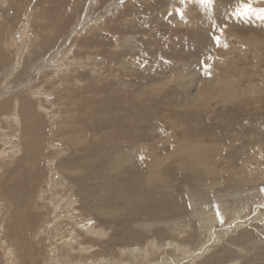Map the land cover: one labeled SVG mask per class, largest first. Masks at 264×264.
<instances>
[{
    "label": "bare ground",
    "instance_id": "bare-ground-1",
    "mask_svg": "<svg viewBox=\"0 0 264 264\" xmlns=\"http://www.w3.org/2000/svg\"><path fill=\"white\" fill-rule=\"evenodd\" d=\"M2 3L4 5L6 1L3 0ZM129 3H134V0H129ZM175 3L177 4L174 5ZM250 5L252 11L245 13V7ZM164 6L156 14L154 11L151 12L152 7L147 8L148 11L144 15H138L133 6H128L126 9L127 17L125 16L123 21L119 19L120 16L117 19H110L109 26L98 27L97 25V28L87 31L85 37L82 36L84 34L82 32V38L80 36L81 39L78 41L79 49L83 51L81 55L84 54L85 57L86 54V57L94 62L98 57L102 60L105 58L107 65L105 64L106 67L102 71L98 69L96 71L85 70L86 72L82 73L79 72L80 70L70 71L68 80H65L67 85L64 90L62 88L64 92L61 93L60 91V94L55 96L56 100L65 105V109L60 111L62 115L60 120H51L53 131L58 132L64 140L69 142H73L74 138L77 141L87 140L78 149L80 156H86L87 161H74L72 177L77 178L81 185H89L86 193L88 200L83 199L82 203L76 205L80 206L78 208H81L83 217L84 215L90 217L91 221L94 220L92 218L94 216L96 219H102L105 222L116 221L124 226V228L119 229L120 237H112L109 241L105 239L107 237L106 231L102 226L100 228V225L96 228L88 227V234L86 233V235L93 238L85 239L83 237L85 240L81 244L77 243L80 239L76 238L78 241H74L75 238L74 240L70 238L72 241L69 243L66 241L69 251L65 252L73 260L88 258V254L91 253L90 249L93 247L100 249L96 250L100 252L107 250L109 253L111 252V256L124 260L126 259L125 256L130 258L133 255L136 256L137 251L141 249H147L145 256H150L159 250H163L161 249L162 245L173 247L174 251H183L181 242L175 241L173 236L157 229L163 226L168 232L173 231L171 227H173L174 222L183 221L187 217L194 219V215L199 212V207L200 210L203 207L220 213V204L227 198V194L246 190L264 181V130L252 126H257V122L263 119L264 114V94L260 90L264 84V59L261 56L264 49V33H261V28L264 25V0H213V3L208 5L202 4L200 0H172L166 1ZM184 7L187 9L186 11ZM109 13L111 12L109 11ZM219 17L228 23H226L227 26L222 27L220 22L215 25L210 24ZM47 18L46 13L37 17L36 26L41 41H39L40 44L36 43L39 46L37 50L34 52L32 49L31 52L29 50L27 57L24 58V47L13 50L15 42L12 41L11 37H14L15 34L11 32L14 29H9L10 26L12 28L15 25L20 26V19L16 16L15 11L14 13L11 12L9 17L0 14V67L10 62L13 63L12 69L5 67V74L1 75L3 78L0 84L1 92H3L2 89H11L9 91L11 93L14 89L9 84L10 72H17L20 75L17 77L14 73V80L19 78L20 81L23 80V83L25 81L27 83L31 76H37L44 68L42 64H38L39 62L33 63L34 65L28 64V62H35L42 55L51 51L56 45L57 37L65 29L64 26L66 27L69 23L64 12L54 13L52 19L48 18L47 20ZM47 21H51V23H47ZM21 35V39L25 41V36H28L26 27L21 30ZM128 35H133L134 39L137 37L142 39L141 42L144 46V49L141 47L143 49L142 55L131 54L128 50L118 52V45L123 42L126 44L129 39L125 37ZM170 38L177 39L174 45L171 42L168 43L167 40ZM9 40L14 43L11 45ZM222 40L225 41L227 47L222 46ZM69 41L71 42V40ZM103 41L108 42L104 44ZM26 45L24 46L26 47ZM36 45L33 47L34 50ZM138 50L141 53L140 49ZM63 53L61 57L66 54ZM220 53L227 58L223 65L215 60V57ZM8 54H10L9 58L5 59ZM81 55H79L80 58ZM51 60L49 59L50 63L55 65L56 62ZM57 62L60 63V61ZM26 63L27 66H30L28 70L35 66L34 70L25 71ZM37 64L40 67H37ZM208 64L215 65V67L209 70L206 68ZM24 65L25 67H23ZM221 67L224 68L223 71H220ZM37 69L39 70L37 71ZM2 70L1 72H3ZM42 71L44 72L41 74V78L45 77L47 75L45 73L48 72ZM57 80H59L58 77ZM60 82L62 81L60 80ZM12 84L14 85V83ZM25 86L23 85L22 89H19L23 93L14 94L10 102L7 101L2 104V109H5L11 103V110L14 112L18 110L20 113L22 123L15 125L22 129L24 139L22 158L19 159L14 168L15 174L17 171L21 175H19V179L13 182L6 179L4 197H6L7 204L4 206L9 212V215H6L9 219L6 231L10 234V238L12 240L16 238L23 243L27 256L34 259V262L29 264H38L36 262L39 258L37 247L40 245L32 242L33 239L29 236L37 226L36 222L39 215L31 214L29 210L33 196L38 190L42 168L36 155L29 149L30 144L36 145V149L40 148L43 145L44 135L46 133L52 135L54 132L51 133L50 125L45 123V118H51L47 115L49 112L41 104L38 107L40 113L29 108L33 104V100L38 101L39 99H37L36 92L33 93V88L28 89ZM27 89L30 91L28 92ZM26 90L27 92L24 93ZM48 96H50L49 93ZM50 99L53 100V98ZM66 103H69L73 109L67 107ZM50 116L54 119L57 117L53 113ZM87 126L93 134H87L85 131ZM254 128L256 129L255 133L253 132ZM81 134H83L82 137H75L76 135L81 136ZM145 140L150 142H144ZM59 183L66 185L72 182L71 180L67 181L65 176H60ZM70 186L74 187L73 183ZM177 189L190 192L191 213L187 212L189 205L187 206L186 203L188 202L186 201L188 199L185 197L183 199L178 194ZM254 191H258V189L255 188L251 192ZM243 196L241 195V197ZM56 197L58 198L57 195ZM66 202L64 205L67 210L72 209L71 199ZM259 204L264 205V202ZM90 207L93 211L98 210L94 212L93 216L90 215ZM231 207L229 205L227 208ZM251 208H248L249 211L252 210ZM240 209H243V206ZM229 210L230 213L239 215L234 213L233 207L232 211ZM237 210L239 211V209ZM232 214L231 216H233ZM78 215L80 216V214ZM205 215L206 213L200 215L203 218V227L209 228L218 221L213 218L211 223L209 216L205 218ZM67 218L69 223L76 224L75 221L77 220L74 221L76 217L73 218L72 213ZM80 219L83 220L82 217ZM174 219L175 221H173ZM55 221H57L56 218ZM238 223L241 222L238 221ZM41 231L44 234L46 230ZM142 231L149 234H146L149 237L153 236L154 241H148L147 245H142L143 248H135L139 244H144L143 242L147 239ZM247 231L244 233L247 234ZM204 234L203 232H192L185 238L184 242L196 244L200 242V238ZM262 234L264 235V232ZM247 235H243L245 238L239 237L236 243L245 242ZM32 236L34 237V235ZM181 237H184V234ZM172 240L179 244L173 243ZM85 244L88 245L89 249L83 247ZM241 245L245 246V244ZM126 247L127 250H125ZM72 254L77 257H73ZM157 257L160 258V255ZM56 259L58 260V258ZM125 261L127 262V260ZM166 262L168 264L169 261Z\"/></svg>",
    "mask_w": 264,
    "mask_h": 264
},
{
    "label": "rangeland",
    "instance_id": "rangeland-1",
    "mask_svg": "<svg viewBox=\"0 0 264 264\" xmlns=\"http://www.w3.org/2000/svg\"><path fill=\"white\" fill-rule=\"evenodd\" d=\"M5 1H6V4L3 5V3H2L3 0H0V14L5 16V17H7V16L9 17L11 12L14 13V11H15L16 16L18 17V19H20L19 23L21 24L20 26L15 25L14 28H12V26H10L11 28L9 27V29H11V30L14 29L11 32H12V34H15V35H14V37H11V39L15 43L12 42L11 40H9V42L11 45L13 43L15 44V48L13 49L14 51L16 48L22 49V47H24V49H23V51L25 53L24 58L27 57V52L29 50H30V52H31V49L33 52L36 51L37 48L39 47L36 45V43L40 44L39 41H41V37L38 33V29L36 26L37 17L44 15V13H46V16H48L49 19H52L54 17V13L64 12L66 17L68 18L67 21L69 22L66 27L64 26L65 29H63L61 34L57 37V42L55 43L56 44L55 47L53 46L54 48L51 51L45 53L46 55L50 54L49 56L48 55L46 56L44 54L45 56L42 55L41 58L36 60L35 62L34 61L28 62V64H33V63L35 64L38 62H39L38 64H40V65L42 64V66L44 68L41 69L39 74L37 76L34 75V77L31 76L30 80H29V78H27L29 80V82H27L28 83L27 84L25 80H24L25 83H23L22 82L23 80L20 81L19 78L14 80V77L15 76L18 77L19 74H17V72H13V73L10 72V76L8 77L9 78V84L12 85V87L14 89L11 91V93H9V91L11 89H8V90L2 89L3 92L0 91V94H1V96H0V152H1L0 153V178H1L0 188L4 187V188L0 189V218H1L0 219L1 220L0 221V264H29L30 262H34L33 257H31V258L28 257L27 253L25 252V250L23 248V243L16 238L12 240L10 238V234H8V232L6 231L7 230L6 229L7 221L9 220V219H7L6 215H9V212L6 211L7 207L4 206V204H7L6 197H4L5 185H7V181L13 182L16 179H19V175H21V174H18L17 171L15 174L14 168L16 167V163L19 161V159L22 158L24 139H23L22 129L20 127L19 128L16 127V125H18V124L20 125V123H22L20 113H18V110H16L15 112L13 110H11V107H12L11 103H9L5 109H2V104H4V102H7V101L10 102L11 99L14 97V94L23 93V91L19 90V89H22L23 85H26L28 87V89L33 88L34 89L33 93L36 92L35 94H37V96H38L37 99H39V100L38 101L33 100L32 101L33 104L30 105L29 108L30 109L32 108V110H34V111L36 110V113H40L38 111L39 110L38 107H39V104H41V106L49 112V114H47V115L51 119L45 118V123L46 124L48 123L51 127V125H52L51 120H55V121L60 120L62 117V115L60 114V111L65 109V105L62 102H59L58 100H56L55 96L60 94L59 93L60 91H61V93L64 92L63 91L64 87L67 85V83H65V82L68 80L70 73L72 71H79V70H80L79 72L82 73V72H86L87 70L89 71L90 69L95 70V71L98 69V70L102 71L107 65L105 58H103V60H102V58L98 57L97 59H95L96 62H94L93 60L90 61V58L86 57V54H85V57H84V54L81 55L83 53V51L81 49H79V45H78L79 42L78 41L82 38V36L85 37L84 35H86L92 28H97V25H98V27L109 26L110 19L111 20L117 19L121 16L122 18L120 17L119 19L121 21H123L124 18L127 17L126 9L128 6H133L135 8L136 12L138 13V15H144L145 13H147L146 11H148L147 8H150V7H152L151 12L154 11V13L156 14L157 11H159V9H161V8L163 9L165 7L164 5H165L166 1H172V0H164V1L163 0L162 1L161 0H159V1L158 0H147V1L146 0H134V3H131L132 5L129 3V0H110V1L109 0H29V1L28 0H26V1L25 0H5ZM124 1H126V2H124ZM148 1H150V2H148ZM107 2H108V4H107ZM135 2H137V3L135 4ZM154 2H156V3H154ZM113 4H115L116 6ZM127 4H128V6H127ZM176 4L177 3H175L174 5H176ZM18 5H21V6L19 7ZM135 5L137 6V8ZM161 6H163V7H161ZM114 7L116 8V10ZM250 7H251V5H250ZM26 10H27V12H26ZM186 10L187 9L185 8V11ZM109 11L111 13H109ZM27 15H29V16H27ZM97 15H98V17H97ZM48 18H47V20H48ZM222 19H223L222 17H219L217 20H213L210 24L215 25L216 23L220 22L222 24V27L227 26L228 23L225 20L223 21ZM218 20H220V21H218ZM102 21H105V22H102ZM47 23H51V21H47ZM102 23H103V25H102ZM45 25H47V24L45 23ZM25 27H26V32H27L28 36L27 37L25 36V41H24L21 39V36H22L21 30ZM261 29H262L261 33H264V25L262 26ZM70 31H71V33H70ZM82 32L84 34H82ZM166 32H167V30H166ZM12 34H11V36H13ZM81 34H82V36H81ZM80 36H81V38H80ZM125 38H128L129 40L127 39L128 41L126 42V44H124L125 42H123L120 45H118V48H117L118 52L120 50H122V51L128 50V51H130L131 54H137V55L143 54V49H144L143 47L144 46L141 42L142 39H139L138 37L136 39H134L133 35H130V36L128 35ZM174 38L168 39L167 40L168 43L171 42V44L174 45L175 41L177 40ZM69 40H71V42ZM35 41H37V42H35ZM121 41H123V39H121ZM107 42L108 41H103L104 44H106ZM129 42H131V43L129 44ZM25 44H27L26 47L24 46ZM110 44H112V43H110ZM225 44H226L225 41L222 40V46L227 47ZM35 45L37 47H35V50H34L33 47ZM123 45L128 46L129 49H126L128 47L123 46ZM57 46H59V47H57ZM8 47H9V45H8ZM74 47H76V48H74ZM59 48H61L60 51H59ZM112 48H113V46L111 47V49ZM8 49H10V48H8ZM138 49H140L141 53H139ZM13 50H11V51H13ZM63 51H65L66 54L63 53ZM52 52H54V53H52ZM67 52H68V54H67ZM262 52L263 53L261 56L264 59V49L262 50ZM12 53H15V52H12ZM62 53L65 54L63 57H61ZM54 54H55L56 58L53 57ZM69 54H71L72 56ZM74 54H75L76 59L79 58L80 60L79 59L76 60L75 57H73ZM79 55H81L82 57L80 58ZM9 56H10V54L6 55L5 59H8ZM51 56H52V58H51ZM71 58L73 59V61ZM88 58H89V62L87 61ZM41 59H42V61H41ZM49 59H52L51 60L52 62H56L55 63L56 66L54 65V63H50ZM83 59H84V61H83ZM78 60L80 63L78 62ZM215 60H217L218 63H222V65H223L224 61L227 60V58L224 54L220 53L215 57ZM57 61H60V63ZM90 62H91V64H89ZM4 63H3V65H4ZM38 64L36 66L40 67V65H38ZM78 64L82 65L83 67H85L87 69L83 68L80 65H79L80 66V68H79ZM89 65L90 66L93 65V66H91L92 68ZM12 66H13V63L10 62L9 64L0 67V84H1V81L3 80L1 75L5 74L4 68L6 67V69H10V68L12 69ZM76 66H78V67H76ZM23 67H25V65ZM213 67H215V65L208 64L206 68L210 70ZM2 68H3V70H2ZM29 68H30V66H27V63H26L25 71H31V70L33 71L35 66L34 67L32 66V69L28 70ZM19 69H22V68H19ZM1 70L3 72H1ZM38 70L39 69H37V71ZM42 70H45L46 72L47 71L48 72L45 73V74H47L45 77L41 78L40 76H42L41 74L44 72ZM223 70H224V68L221 67L220 71H223ZM228 71L230 72V70H228ZM14 73H15V76H13ZM66 76H68V77L66 78ZM19 77H20V75H19ZM57 77L59 80H57ZM60 80L63 83L60 82ZM12 83H14V85ZM61 84H63L64 86L63 85L61 86ZM18 85H19V87H18ZM74 86H76V85L74 84ZM62 88H63V90H62ZM27 90L24 91V93H26ZM260 90L264 94V84L262 85V87H260ZM29 91L30 90H28V92ZM48 93L50 96L51 95L52 96L51 97L48 96ZM160 93H162V92H160ZM2 96L6 97V98H3ZM50 98H53V100ZM66 106L73 109V107L69 103H66ZM260 107L263 108L262 106H260ZM16 109H19V108L16 107ZM11 111L14 112V115H13V112H11ZM52 113L57 115V117L55 119L52 116H50ZM252 126L256 127V129L258 128V129L264 130V114H263V119L261 121L257 122V126H255V125H252ZM52 128L53 127H51V130H52L51 133H53V132L54 133L52 135L51 134L48 135L47 133L44 135L43 141H42L43 145L40 148L36 149V145L34 146V145L30 144V149H29L32 153H34L36 155V157H37V159L41 165V168H42V173H41V178L39 180L38 190L35 193V195L33 196V199H32L33 202L31 204V207L29 210V212L31 214H38L39 215V219H37V222H36L38 228L36 229V227H37L36 226L35 229L32 230L31 235L29 236V238L33 239L32 242H35L38 245H40V247L39 246L37 247V249H38L37 253H38V256L40 258V259L38 258L36 260V262L38 264H45V263L50 264L51 262H52L51 264H55V263L59 264V262H60V264H63V263L64 264H95V263L96 264H106V263L107 264H110V263L111 264L112 263L113 264H144L145 261H146V264H159V263L160 264L161 263L167 264L166 261H169L168 264H264V235L262 234L264 232L263 231L264 230V224H263L264 223V220H263L264 205L259 204V203L262 204L264 202V181L260 184H257V185L255 184L256 186L254 185L250 188H247L246 189L247 191L243 190V191H239L237 193L232 192L231 194H227L226 197L230 198V199H227L225 197L226 199H224L223 203L221 202L220 207H219L220 213H217V211H213V209L209 210V208H203V207H201V210H200V207H199L198 208L199 212L197 214L194 213L195 215L193 214L195 216V217L193 216L194 219L187 217L183 221L179 220V221L174 222L173 227H171V229L173 231L168 232L166 227H163V226L159 227L157 229V230H162L163 232H166L168 235L173 236L172 238L173 239L175 238V241L181 242L182 243L181 245L183 246V251H177V250L174 251L173 247H168V246L166 247V245H164V246L162 245L161 249H163V250H159L160 252L158 251V252H155L154 254H152L150 256H145L147 249H145V250L141 249V250L137 251L139 254L136 253V256L133 255L132 258L125 256L124 258H126L125 259V260H127V262H126L123 258L120 259V258H117L115 256H111V252L109 253L107 250L106 251L101 250V252H100V251H96V250H100V249H98L97 247H93L90 249V252L92 254L89 253L91 255L88 254V256H89L88 258H85V259L76 258L77 256H75V254H72L73 257L76 258L73 260L72 257H69L65 252V251H69V247H67V245L70 241H72V240H70V238H72L73 240L75 238L74 241H76L77 239L78 240L80 239L79 241L77 240L78 241L77 243L81 244V242H83V240L88 239V238H90V239L93 238L92 236L86 235V233L88 231V227L89 228L90 227L96 228V227H99V225H100V228L102 226L104 231H106L107 237L105 239L107 241H109L112 237L119 238L120 237L119 229L124 228V226L120 225L116 221H106L105 222L102 219H96L93 215H94V212L98 211V210L95 209L93 211V209L91 207H90L89 211L91 212L90 215L93 216L92 218L94 219L93 221L95 223L93 221H91L92 219L90 217H85V215L83 217V213L80 211L81 208H78L80 206H77V205L82 203L83 199H85L86 201L88 200L86 198V193L88 191L89 185L88 184H86V185L79 184L77 178L72 177V175L74 174V173H72L73 172L72 169H73V164H74L75 160H80L82 162L87 161L86 156L81 157L80 154L78 153V149L81 146H83L85 144V142H87V140L82 139L80 141H77L74 138L73 142H69L68 140H64L63 136L60 135L58 132L53 131ZM18 129H20V130L18 131ZM256 129L255 128L253 129L254 133H255ZM85 131L89 135H90V133L93 134V132L89 129L88 126L85 128ZM82 136H83V134H81V136L76 135L75 137H82ZM19 140H21V141H19ZM153 140H154V138H153ZM144 142H150V141L145 140ZM20 143H22V144H20ZM229 152H231V151L229 150ZM50 160H52V161H50ZM52 162H53V164H52ZM55 165H56V169H55ZM49 167L51 168L50 170H49ZM60 176H65L67 181L71 180L74 187L70 186V184L72 185V183H67L66 185L64 183H61L62 184V186H61V184L59 183ZM51 177H53V178H51ZM6 179H7V181H6ZM48 182H50V183H48ZM46 183H48V184L46 185ZM185 183H187V182H185ZM50 184H52V185H50ZM260 186H261V188H260ZM255 188H256V190L258 189V191L251 192ZM177 190H178L177 191L178 194L181 195L183 199H185V198L188 199L186 201L188 203H186V204H187V206L189 205V207H190V204H189V201L191 198L190 192H188V190H185L184 192L181 189H177ZM179 190L181 193L179 192ZM55 194L58 196V198L56 197ZM248 194L250 195L251 198L249 197ZM50 195H51V197H50ZM241 195L242 196L244 195L245 197L244 196L241 197ZM235 198H236V200H235ZM40 199L42 201L44 200L43 201L44 203L42 201L40 202ZM69 199H71V201H72L71 202L72 209L67 210V207H65L64 203H67L66 201H68ZM249 199H251V200H249ZM262 199H263V202H262ZM48 200L50 203L48 202ZM64 200H65V202H63ZM228 200H230V201H228ZM39 202L42 204L40 205ZM253 202H254V204H253ZM61 203H62V207H61ZM225 203H227L228 205ZM36 204H38V205H36ZM44 204H46V205H44ZM55 204H56V206H55ZM248 204L250 205V207H248L249 206ZM50 205H51V208H50ZM229 205H230V207L233 205L232 207L235 210L234 213L236 212L237 215L238 214L239 215L241 214V215L236 216V214L230 213L229 209H231V211H232V207L227 208V207H229ZM254 205H256V206H254ZM59 206H60V208L58 209ZM241 206H243V209H240ZM244 206H245V208H244ZM189 207L187 208V212L191 213L192 209H191V207L190 208ZM248 208H251L252 210L249 211L250 209H248ZM237 209H239V211L241 210L242 212L241 211L239 212ZM39 210H42V211L40 212ZM58 211H60V212H58ZM202 211L204 212V214L206 213L205 218L209 216V220H211V223L213 222L214 219L218 220V221L214 222L215 224L213 226L211 225L212 227L211 226L209 228L203 227V225H202V219L203 218L201 216L204 214ZM83 212H85V211H83ZM214 212H216V213H214ZM227 212H229V213H227ZM68 213L69 214L72 213L73 218L76 217L74 219V221L77 220V221H75L77 225L76 224L74 225L73 223H69V220L67 218V216L69 215ZM77 213L80 214V216ZM231 214L233 216H231ZM57 217H58V219H57ZM81 217L83 220L80 219ZM224 217L228 220V222ZM55 218L57 221H55ZM60 218H62V219L60 220ZM222 218H223V220H222ZM236 219L241 223L239 224L238 221H234ZM255 220H256V222H255ZM173 221H175V219ZM250 221H253V222H250ZM46 222H48V223H46ZM59 222L61 225L59 224ZM96 222H98V223H96ZM242 222H244V223H242ZM68 223H69V225H68ZM89 224L90 225L92 224V225L90 226ZM73 225H74V227H73ZM235 225H237V226H235ZM65 227H66V229H65ZM72 227L73 228L76 227L75 230H73ZM232 227H234V228H232ZM236 227H237V229H236ZM254 227L256 228V230ZM258 227L259 228L261 227L260 230ZM43 229L46 230L44 234L41 231ZM48 229H49V231H48ZM203 229H205V230H203ZM63 230H65V231H63ZM71 230L76 231V232L73 233V231H72V233H71ZM217 230H218V232H217ZM240 230H241V233H240ZM246 230H248L247 231L248 235L245 234ZM237 231H239V233H237ZM82 232H83V234H82ZM142 232L144 233V231H142ZM192 232H199V233L203 232L205 234L200 238V242H198L196 244L195 243L188 244L187 242H184L185 238H187L189 235H191ZM64 233H65V235H64ZM84 234H85V236H84ZM144 234L146 235L147 233H144ZM180 234H182V235L184 234V237H181L182 235H180ZM32 235H34V237ZM39 235H42L44 239L42 238V236H39ZM147 235H149V234H147ZM147 235L145 237H147L148 240L145 239V242H143L144 244H141V245L139 244L138 246L136 245L137 247H135V248H138V247L143 248L144 246H142V245H147L146 243L148 241H151V240H152V242L154 241L153 236H150V237H153L151 239ZM226 235H228V236H226ZM243 235L244 236L247 235L246 241L243 243H239V244L236 243L239 237H244ZM56 236H58V237H56ZM49 237H50V239H49ZM216 237H218V238H216ZM38 238H40L39 241H38ZM232 239H233V241H232ZM63 240H65V241H63ZM66 241H68V243ZM172 242L177 243V242H174L173 240H172ZM228 242H230V243H228ZM56 243H58V244H56ZM64 244H66V245H64ZM177 244H179V243H177ZM235 244H237V245H235ZM241 244H245V246H242ZM62 245H64V246H62ZM64 247H66V248H64ZM83 247H87V249H89L88 245H86V244L83 245ZM228 247H229V249H228ZM125 250H127V247L125 248ZM153 251H155V249H153ZM117 252H119V251H117ZM140 253H141V255H140ZM180 253H182V254H180ZM47 255H49V256H47ZM54 255H55V257H54ZM159 255H160V258L157 257ZM165 255H166V257H165ZM229 255H231L230 259H229ZM154 256H156V257L154 258ZM61 257H62V259H61ZM168 257H169V259H168ZM227 257H228V260H227ZM54 258L55 259L58 258V260L57 259L55 260ZM139 258H141V259H139ZM46 259L48 262L46 261ZM50 259H52V260H50ZM119 259H120V261H118ZM151 260H152V262H151ZM225 260H226V262H225ZM88 262H90V263H88Z\"/></svg>",
    "mask_w": 264,
    "mask_h": 264
},
{
    "label": "snow or ice",
    "instance_id": "snow-or-ice-1",
    "mask_svg": "<svg viewBox=\"0 0 264 264\" xmlns=\"http://www.w3.org/2000/svg\"><path fill=\"white\" fill-rule=\"evenodd\" d=\"M200 2L202 4L208 5V4H212L213 3V0H200ZM250 11H252L251 7L250 6H246L245 7V13L250 12Z\"/></svg>",
    "mask_w": 264,
    "mask_h": 264
}]
</instances>
